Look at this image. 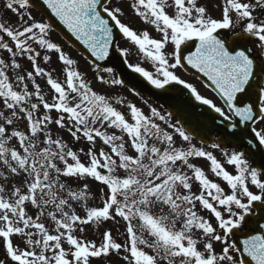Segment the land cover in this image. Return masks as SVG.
Returning a JSON list of instances; mask_svg holds the SVG:
<instances>
[{
  "label": "snow or ice",
  "instance_id": "obj_1",
  "mask_svg": "<svg viewBox=\"0 0 264 264\" xmlns=\"http://www.w3.org/2000/svg\"><path fill=\"white\" fill-rule=\"evenodd\" d=\"M0 264H264V0H0Z\"/></svg>",
  "mask_w": 264,
  "mask_h": 264
},
{
  "label": "water",
  "instance_id": "obj_2",
  "mask_svg": "<svg viewBox=\"0 0 264 264\" xmlns=\"http://www.w3.org/2000/svg\"><path fill=\"white\" fill-rule=\"evenodd\" d=\"M57 31L60 32L67 41L73 44L84 55H87V53L82 49V46H79L77 43H74L72 39L68 36L66 31L62 29V27H58ZM118 71L121 75V78L126 81L127 85L147 95L146 93L148 89L150 88V86H148L146 82L142 81V78H139L136 74L130 73V70H128L126 66L118 67ZM188 71L198 76L199 78H201L206 84L209 83L206 81V78L200 76V74L196 73L195 70H188ZM147 96L157 99L158 101L164 103L167 106V108H169V110H173L169 106V104L165 102L163 98H157V96L155 95H147ZM192 103H195V102L193 101ZM182 107L184 108L186 117H188L191 120L193 127L196 129L197 138L199 139V137L203 136L205 137L207 143L213 142V138L216 132L210 131V129L212 128V124H211V121L206 119L205 109L203 107H198V108H195V110L193 111V109L190 107H187V106H182ZM198 124L203 125V127H197Z\"/></svg>",
  "mask_w": 264,
  "mask_h": 264
},
{
  "label": "rangeland",
  "instance_id": "obj_3",
  "mask_svg": "<svg viewBox=\"0 0 264 264\" xmlns=\"http://www.w3.org/2000/svg\"><path fill=\"white\" fill-rule=\"evenodd\" d=\"M134 18H135V17H134ZM140 24H141V23H140ZM141 25H142V24H141ZM142 27H144V26L142 25ZM152 34H153V35H156V34H154V32H153ZM127 47H128V45H127ZM133 56H134V54H133ZM74 57L80 59V58H79L78 56H76L75 54H74ZM129 59H130L131 62H136V59H137V58H135V57H134V58L129 57ZM80 60H81V59H80ZM83 62H84V61L81 60V63H82V64H83ZM53 65H54V64L51 63L50 65H48V67H51V66H53ZM143 66L148 67V65H147L146 63H145ZM178 74H180V75L182 76V78H184L186 81H189V82L193 83V84L197 87V90L200 92L201 95L205 96L206 98H209V99L213 100V101L217 104V106H221V105L219 104V100L216 98V96H215L214 94H212L210 91L206 90V88L203 87L202 84H201L197 79H195L194 77H192V76H190L189 74L185 73L184 70H180ZM38 82L41 83L42 87H44V81L39 80ZM118 88H119V86H118ZM44 90H45V92L48 91L47 89H44ZM119 93H120L121 95H126V96L128 97V99H130V100L134 101L135 103H137V105L140 106V107H142V108H144L145 111H147L148 109H147L146 105L144 104V100H147L148 103H150V104H152L153 106H156V107H158V108L163 107V106L160 105L159 103L154 102V101H152V100H149V99H147L146 97H144L143 95L133 96V95H132V92L129 91V88H127V87L119 88ZM54 115H55V113H54ZM98 147H99V145H98ZM215 154H216L218 157L220 156V154H219L218 152L215 153ZM199 163L203 164L204 162L201 161V162H199ZM229 170H231V169H229ZM93 188H95V185H93ZM114 235L119 236V233L114 231ZM119 238H120L121 240H123V237H122V236H120Z\"/></svg>",
  "mask_w": 264,
  "mask_h": 264
}]
</instances>
